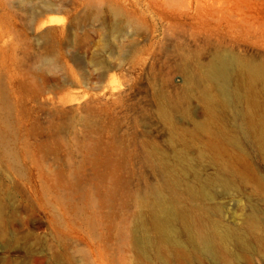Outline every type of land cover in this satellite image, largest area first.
Listing matches in <instances>:
<instances>
[{"label":"rangeland","instance_id":"rangeland-1","mask_svg":"<svg viewBox=\"0 0 264 264\" xmlns=\"http://www.w3.org/2000/svg\"><path fill=\"white\" fill-rule=\"evenodd\" d=\"M217 52L264 66V0H0V264H264V83L213 118ZM168 178L216 257L161 243Z\"/></svg>","mask_w":264,"mask_h":264},{"label":"bare ground","instance_id":"bare-ground-1","mask_svg":"<svg viewBox=\"0 0 264 264\" xmlns=\"http://www.w3.org/2000/svg\"><path fill=\"white\" fill-rule=\"evenodd\" d=\"M238 67H243L248 72L250 84L257 81L264 83V66L244 63L229 53H215L210 63L204 69L201 68L205 79L216 90V95H210L208 99L210 103L209 112L213 118L216 117L219 108L231 107L245 98L239 86L233 84V77ZM243 130L247 133L255 132L256 127L249 122L248 127H244ZM259 131L260 135L264 137V126L260 127ZM232 145L239 147V140L237 138L233 140ZM215 147L218 148L216 145ZM178 186L177 182L168 178L164 185L151 186L146 192L145 203L150 209L152 225L160 236L161 243L170 247L174 245L172 233H174L176 224H180L187 233L190 244L199 248L205 255L212 258L216 257L217 236L206 231L202 226H198L191 214L179 209L174 198L170 199L168 191L176 195ZM187 192L192 197L212 196L209 185H201L199 188L189 187ZM140 230L138 248L142 254L147 256L148 250L152 246V238L146 224L141 223Z\"/></svg>","mask_w":264,"mask_h":264}]
</instances>
